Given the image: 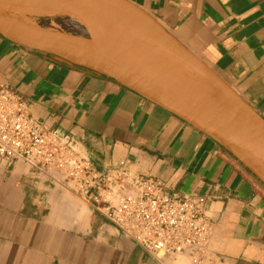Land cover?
<instances>
[{"label": "crops", "instance_id": "obj_1", "mask_svg": "<svg viewBox=\"0 0 264 264\" xmlns=\"http://www.w3.org/2000/svg\"><path fill=\"white\" fill-rule=\"evenodd\" d=\"M210 66L264 118V0H129ZM0 83L33 118L71 136L97 170L161 181L205 199L203 264H264V182L208 135L114 79L0 36ZM0 264L161 263L92 202L21 160L0 158Z\"/></svg>", "mask_w": 264, "mask_h": 264}, {"label": "water", "instance_id": "obj_2", "mask_svg": "<svg viewBox=\"0 0 264 264\" xmlns=\"http://www.w3.org/2000/svg\"><path fill=\"white\" fill-rule=\"evenodd\" d=\"M7 14L37 17L64 14L84 22L92 31L91 41L44 31ZM118 20L126 23L130 44L116 35ZM0 36L114 79L211 137L264 182V118L210 66L129 0H0ZM59 39L96 47L95 54L90 56L75 44H60ZM144 42L170 52L207 80L224 100L225 108L209 106L184 87L161 77L145 56ZM114 49L127 56L131 72L112 61Z\"/></svg>", "mask_w": 264, "mask_h": 264}, {"label": "built area", "instance_id": "obj_3", "mask_svg": "<svg viewBox=\"0 0 264 264\" xmlns=\"http://www.w3.org/2000/svg\"><path fill=\"white\" fill-rule=\"evenodd\" d=\"M0 158L21 160L52 183L90 200L95 211L145 254L186 255L203 264L211 227L203 197L169 194L161 181L97 170L75 140L33 118L25 99L0 83Z\"/></svg>", "mask_w": 264, "mask_h": 264}, {"label": "bare ground", "instance_id": "obj_4", "mask_svg": "<svg viewBox=\"0 0 264 264\" xmlns=\"http://www.w3.org/2000/svg\"><path fill=\"white\" fill-rule=\"evenodd\" d=\"M60 10L64 11L63 8H60ZM7 15L14 20L32 27L40 28L44 31L73 35L75 38H83L84 40L91 41V29L84 22L70 18L64 14L54 17H37L18 14ZM116 35L125 43H131L128 27L123 20H118L116 22ZM58 42L65 45L75 44L76 47L90 56H94L96 51V47H86L82 42H77L76 40L69 41L59 39ZM143 46L146 58L161 77L184 87L187 91L197 96L202 102L209 106L225 108L226 104L224 100L217 95L211 84L193 70L186 67L173 54L150 42H144ZM111 58L118 67L128 72L132 71V66L127 56L118 49L112 51Z\"/></svg>", "mask_w": 264, "mask_h": 264}]
</instances>
